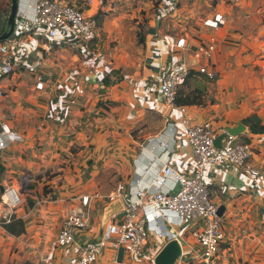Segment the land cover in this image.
<instances>
[{
  "label": "crops",
  "instance_id": "1",
  "mask_svg": "<svg viewBox=\"0 0 264 264\" xmlns=\"http://www.w3.org/2000/svg\"><path fill=\"white\" fill-rule=\"evenodd\" d=\"M174 1L163 0L161 17L170 13ZM224 1L220 0L211 9V0H204L202 6L199 5L204 21L222 14L220 4ZM35 5L36 0H22L15 30L0 41V46L8 47L14 61L13 73L0 82L6 93L2 99L4 113L0 125L3 122L9 130L0 131L1 140L6 142L0 149V163L5 168L1 185L14 187L9 196L11 201L20 196L16 214L26 225V232L19 236L10 234L0 225V264H48L49 261L70 264L79 245L87 240L101 241L111 224L121 217L114 219L113 216L119 214L116 213L105 221L104 210L111 202L98 194H108L119 181H125L129 187L136 185L139 179L140 186H151L152 178L168 159L185 170L193 167L191 147L184 130L177 125L180 114L167 107L159 91L168 68L184 56L185 52L176 46L178 39L185 37L195 44L215 37L218 48L213 63L221 69L226 62V51L239 47L228 46V40L234 39L248 50L251 40L264 45V21L250 10L241 16L234 15L227 25L219 22L218 27H210L217 36L200 29L196 36L190 35L183 26L187 24V16L173 10L172 26L179 28L177 35H180L167 34L160 27L161 17L155 15L151 30L145 36L143 66L107 85L104 78L113 68L102 58L103 54H94V48L91 50L88 45L82 49L77 42L76 50L59 46L76 41L73 32L61 31L58 38L52 40L36 35L31 21ZM102 7L103 0H93L84 5L83 10L94 18ZM9 14V10L0 12V35L9 29ZM187 61L196 65L191 55H187ZM263 71L264 66L257 63L251 76L244 73L252 77L253 83L245 82V89L237 92L246 95L257 87ZM232 77L235 79H230L229 84L238 89L235 86L238 76ZM39 81L43 82V87L38 88ZM217 83L215 94L211 95L214 102L187 106L194 122L211 121L222 134L224 129L237 126L251 112L264 117V108L258 106L243 111L249 107L248 100L241 99L242 103L236 105L238 99L231 97L232 90L225 89L226 83ZM230 99L236 101L228 102ZM226 103L238 106V111ZM169 127L174 131L166 137ZM242 134L248 135L250 130L240 133L239 138ZM260 135L264 136L252 135V141ZM160 136L169 146L165 150H154ZM154 155L159 159L152 161ZM251 169H260L262 174L255 176ZM208 180L215 202L219 208L224 206L221 215L226 239L215 264H264V160L260 153L255 151L244 168L222 166L210 170ZM174 182L167 176L164 188L174 189ZM84 196L90 197L89 207L82 204ZM73 209H88L90 225L77 231L70 245L58 246L56 239L62 222ZM168 217L151 224L147 250L158 254L169 240L177 238L182 246V258L198 259L202 250L200 244L174 215ZM150 258L126 259V262L153 264ZM117 261L118 251L106 245L97 264H118Z\"/></svg>",
  "mask_w": 264,
  "mask_h": 264
},
{
  "label": "built area",
  "instance_id": "2",
  "mask_svg": "<svg viewBox=\"0 0 264 264\" xmlns=\"http://www.w3.org/2000/svg\"><path fill=\"white\" fill-rule=\"evenodd\" d=\"M83 1L78 4L74 0H36V12L31 20L36 28H34L36 35L52 40L58 38L61 31L73 32L75 35L73 40L76 41L70 43L72 47L77 48V42L82 49L86 48L88 40L94 36L96 31V22L83 10L84 5H89L93 0ZM161 14L162 9L156 13V17L160 18ZM221 20H223V14L217 13L214 19H207L206 24L218 27ZM176 46L185 52L184 56L168 68L159 84V91L167 107L180 114L177 125L185 132L193 153L194 165L185 170L168 159L160 167L157 175L152 178L151 186H140L139 179L136 185L129 187L125 181H119L108 194H98L107 202L120 199L124 209L113 218L121 217L111 224L101 241L87 240L79 245L77 255L70 264H97L106 245H110L115 251L124 247L123 260L117 261L118 264H128L126 259L138 261L147 257H151L150 259H153L152 262L155 264L157 254L147 250L151 224L169 218L170 214L176 217L180 225L187 227L190 236L200 244L202 249L199 258L194 259L195 261H186L181 255L175 264H215V258L225 242L226 232L219 206L210 191L208 174L210 170L222 166L246 167L254 154V142H241L239 135L227 132L223 145L218 147L215 141L220 134L213 122H194L188 107L176 104L178 88L188 76L191 67L197 65L200 72L209 78L217 77L216 71L209 67L207 61L216 53L218 41L215 37H211L194 44L182 37L177 40ZM187 55H191L196 60V65L188 63ZM11 56L7 46H0V82L14 71V61ZM37 86L38 88L43 87V82L39 81ZM5 95V90L0 84V121L4 113L2 99ZM1 123L4 131L9 132L5 124ZM174 129L176 130V127ZM173 131L169 127L165 133L166 137H170ZM225 131L224 129L223 132ZM161 136L157 137L154 150H165L169 146L167 140L160 139ZM5 146L6 142L0 138V149ZM157 158L159 159V156L154 155L152 161ZM250 172L255 176L262 174L260 169H251ZM167 176L174 179V189L164 188ZM13 189V186L6 185L0 197V225L11 220L21 203L17 192L18 199L10 200L9 193ZM82 204L89 207L90 197L84 196ZM90 220L88 209L69 211L62 222L56 244L67 246L73 243L76 232L87 229ZM48 264L53 263L49 261Z\"/></svg>",
  "mask_w": 264,
  "mask_h": 264
},
{
  "label": "rangeland",
  "instance_id": "3",
  "mask_svg": "<svg viewBox=\"0 0 264 264\" xmlns=\"http://www.w3.org/2000/svg\"><path fill=\"white\" fill-rule=\"evenodd\" d=\"M75 1L78 4L81 1L84 2L83 0ZM190 1L184 6V10L180 9L179 11V14L181 13L183 16H187V24H183V26L187 27L186 31L193 36L199 33L197 32L199 29L206 34L216 35L214 31L210 30V27L215 26H208L206 24L207 19L204 21V15L200 13L201 8L199 5L202 6L204 0ZM155 2L156 0H107V2L103 0V7L99 10L98 14L102 13L105 16L103 17L102 26L98 28V41L93 44L95 45L94 47H91V50L94 48V54H103L104 56L102 58L110 66L112 65V68H120L123 71V75L136 72L140 69L144 62L145 46L143 44L145 42V36L151 30L152 20L155 18L156 12L161 9L160 5L158 8L156 7L157 4ZM1 3L0 7L2 10H9L10 13L11 0H1ZM220 9L223 11V20L220 22H224L225 25L228 24V21L234 15L241 16L246 10L255 12V17L258 19L262 18L264 21V0H226L220 4ZM213 25L215 24L213 23ZM224 30L221 32L222 36L224 35ZM140 38H142L143 44L140 43ZM249 43L247 45L249 50L247 48L245 49V47L241 48V46L235 47L234 50L230 48L229 50L231 51H226L224 55L226 62L223 68H218V66L216 68L215 66L214 69L219 79L217 82L226 83L225 89L227 91L232 90L231 97H237L239 102L237 101L236 105H240L244 99L248 100L247 105L249 107H245L243 111H246L250 106L264 108V71L262 72L263 75L257 87H253L246 95H243L244 92H237L245 89V82L248 81L250 85L253 83L252 77H247L244 73L251 76L254 65L258 63L262 67L264 66L263 43L258 40H251ZM233 75L238 76V81L235 85L238 89H233L229 84L230 79H235L232 77ZM217 82L207 83L208 92L205 98V105L213 102L211 101L213 99L211 95L213 92L215 94ZM221 101H225L223 97ZM235 101V99L228 100V102ZM226 105H229L231 109L235 108L234 111H238V106L231 107L230 103H226ZM253 146L254 152H259L264 160V136H257ZM24 182L26 183L25 179L23 185L25 184ZM19 186H21V183ZM22 189L24 188L22 187Z\"/></svg>",
  "mask_w": 264,
  "mask_h": 264
},
{
  "label": "trees",
  "instance_id": "4",
  "mask_svg": "<svg viewBox=\"0 0 264 264\" xmlns=\"http://www.w3.org/2000/svg\"><path fill=\"white\" fill-rule=\"evenodd\" d=\"M53 1V0H52ZM62 1H69V0H62ZM220 0H211V9L217 4ZM104 2H107V0H104ZM163 2V0H156L157 8L159 5ZM191 2L190 0H175L174 1V8L168 13L166 16H162L160 20V27L164 28V30L167 32V34H172L175 36L177 35V32H179V28L172 26V12L173 10H179L187 3ZM185 3V4H184ZM2 4V3H1ZM103 15L102 13L97 14L93 19L96 22V31L94 33V36L88 40L87 45L91 48L94 47L95 42L98 41V28L102 26L103 24ZM215 15L213 16V18ZM237 30V29H236ZM140 43L143 44L142 38L139 39ZM145 43V42H144ZM144 45V44H143ZM228 46H240L239 42H237L234 39H230L227 42ZM60 47H65L67 49L76 50V48L72 47V45L69 43H64L59 45ZM58 46V47H59ZM207 64L210 68L215 69V64L213 63V58H210L207 61ZM139 70V69H138ZM123 78V71H121L120 68H113L112 71L108 76L104 78V82L107 85L112 84L113 82H116V80H121ZM218 77L211 79L206 74H203L199 70V66H193L191 67L188 76L184 80V82L179 86L178 92L176 95L175 102L178 105H185V106H204L206 104L205 98L207 97L208 87L207 83L209 82H217ZM211 101H215L212 99ZM242 122L246 124L250 129V134H242L240 137V141L244 143H251L252 139L251 136L254 134H264V117L259 115L256 111L251 112L247 116H245L242 119ZM3 130V127L0 125V131ZM252 134V135H251ZM5 168L0 163V185L2 180V175L4 173ZM28 189L31 188V185L29 184ZM46 192V191H45ZM33 205V202L31 203ZM3 227L12 235L19 236L21 234H24L26 232V225L25 221L22 217H18L17 214L12 215L11 220L8 223H4Z\"/></svg>",
  "mask_w": 264,
  "mask_h": 264
},
{
  "label": "water",
  "instance_id": "5",
  "mask_svg": "<svg viewBox=\"0 0 264 264\" xmlns=\"http://www.w3.org/2000/svg\"><path fill=\"white\" fill-rule=\"evenodd\" d=\"M22 2L21 0H11V10L9 14V29L0 35V41L7 39L15 30L17 17L21 10ZM226 131L220 134L215 143L218 147L223 145L225 138L227 137V132L232 135H239L242 132H248L249 127L243 122H239V124L235 127H229L225 129ZM1 192L4 191V186H0ZM124 205L120 199H117L111 202L104 210V220L111 219V217L123 211ZM222 210H224V206L219 208L220 214H222ZM182 246L177 238H173L169 240L166 245L159 251V253L155 257V264H175V262L182 255ZM124 256V247H120L118 251V261H122Z\"/></svg>",
  "mask_w": 264,
  "mask_h": 264
},
{
  "label": "bare ground",
  "instance_id": "6",
  "mask_svg": "<svg viewBox=\"0 0 264 264\" xmlns=\"http://www.w3.org/2000/svg\"><path fill=\"white\" fill-rule=\"evenodd\" d=\"M11 193V192H10ZM10 193H9V196H10Z\"/></svg>",
  "mask_w": 264,
  "mask_h": 264
}]
</instances>
